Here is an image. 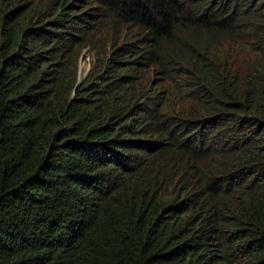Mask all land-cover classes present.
Listing matches in <instances>:
<instances>
[{
	"label": "trees",
	"instance_id": "16d2710c",
	"mask_svg": "<svg viewBox=\"0 0 264 264\" xmlns=\"http://www.w3.org/2000/svg\"><path fill=\"white\" fill-rule=\"evenodd\" d=\"M0 264H264V0H0Z\"/></svg>",
	"mask_w": 264,
	"mask_h": 264
},
{
	"label": "rangeland",
	"instance_id": "374dc122",
	"mask_svg": "<svg viewBox=\"0 0 264 264\" xmlns=\"http://www.w3.org/2000/svg\"><path fill=\"white\" fill-rule=\"evenodd\" d=\"M89 68H90L89 54H85L81 60V67H80L81 78H84V76L87 74Z\"/></svg>",
	"mask_w": 264,
	"mask_h": 264
}]
</instances>
